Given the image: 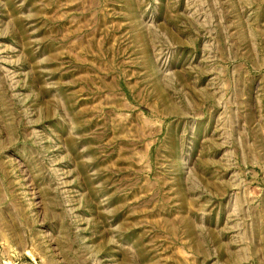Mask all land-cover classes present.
<instances>
[{"label":"rangeland","instance_id":"obj_1","mask_svg":"<svg viewBox=\"0 0 264 264\" xmlns=\"http://www.w3.org/2000/svg\"><path fill=\"white\" fill-rule=\"evenodd\" d=\"M0 264H264V0H0Z\"/></svg>","mask_w":264,"mask_h":264}]
</instances>
